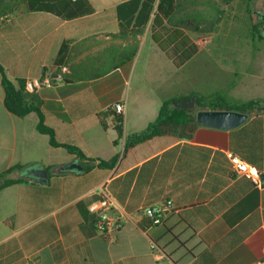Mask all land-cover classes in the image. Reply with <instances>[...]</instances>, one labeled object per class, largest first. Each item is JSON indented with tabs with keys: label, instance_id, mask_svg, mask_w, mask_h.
I'll return each mask as SVG.
<instances>
[{
	"label": "crops",
	"instance_id": "0c3cea01",
	"mask_svg": "<svg viewBox=\"0 0 264 264\" xmlns=\"http://www.w3.org/2000/svg\"><path fill=\"white\" fill-rule=\"evenodd\" d=\"M90 1L93 13L63 19L0 0V64L8 77L65 76L30 97L56 135L59 144H53L50 134L38 130V112L20 117L6 107L0 71V175L11 169L6 179H22L0 189V264H257L264 259V111L249 113L235 128L198 123L186 131L190 138L165 133L127 150L125 138L114 143V115L107 117L106 128L100 113L124 103L125 134L145 129L164 102L197 92L176 89L175 76L204 62L206 49L213 53L204 64L210 75L211 62L220 72L234 67L235 74H242L233 83L234 93L227 95L242 100L237 96L247 75L238 71L239 65L230 66L223 53L229 51L228 37L234 38L238 60L257 68L249 76L260 87L264 39L234 27L239 4L221 7L235 14L232 26L206 34L165 21L170 30L160 41L168 49L184 39L181 50L200 47L179 65L154 39L153 21L137 37L121 32L117 6L126 0ZM182 1L173 21L214 12L209 3ZM175 29L182 33L166 43ZM63 144L79 147L87 158ZM118 153L113 166L99 165V159ZM230 154L259 169L263 183L237 173ZM38 168L48 171L45 182L34 174ZM104 184L123 216L109 237L98 230V217L89 209ZM165 199H172L176 210L165 223L153 224L144 209Z\"/></svg>",
	"mask_w": 264,
	"mask_h": 264
},
{
	"label": "trees",
	"instance_id": "16d2710c",
	"mask_svg": "<svg viewBox=\"0 0 264 264\" xmlns=\"http://www.w3.org/2000/svg\"><path fill=\"white\" fill-rule=\"evenodd\" d=\"M182 0H126L117 6V15L120 22V30L122 33H133L137 37L138 34L144 32L146 27L153 21V37L159 42L163 35L167 34L170 28L165 25L168 21L174 27L187 28L191 31H196L201 34L209 33L220 27L224 20L226 10L222 9V5L230 4L234 0H197L201 4L209 3L214 9L213 13L198 15L197 17H186L184 19L173 21L174 16L180 10ZM247 5V9L252 12L251 3L254 0H241ZM16 6H26L33 11H46L62 17L63 19H74L81 16L91 14L95 8L90 0H15ZM264 21L254 22L251 27L256 31L257 36L264 39ZM157 27L161 28L160 32H155ZM180 29H175L173 35L168 36L166 43L172 42L173 39L181 34ZM255 33V34H256ZM135 37V38H136ZM187 40H183L180 44H175L172 49H168L165 42L160 41V46L166 49L167 54L175 60L179 65L184 64L199 50L198 44H192L188 50H181ZM135 49V48H134ZM181 51V53H180ZM180 53V54H179ZM135 50L131 57L134 58ZM0 71L3 74V84L6 91L5 104L6 107L14 114L25 117L31 112H38L41 116V121L38 123V130L43 133L51 135L53 144H59L56 135L52 128L48 127L43 120V113L36 101H31L34 93L26 90V79L17 81L11 80L5 68L0 64ZM196 93H192L190 96ZM180 97L178 99H182ZM202 109H231L247 113H254L264 111V99L253 98L248 100L230 99L225 94L215 93L211 95L197 94L196 106L192 109L176 107L172 100L164 102L160 114L156 120L151 122L145 129L125 134V116L124 113L118 112L116 108H109L100 113L101 121L107 128V117L114 115L115 128L118 132V138L114 143L118 145L122 139L125 138L124 150L135 146L136 144L153 138L157 135L165 133H174L178 136L186 131H192L198 124L197 112ZM71 153L77 154L81 159H86L85 153L77 146L71 144H63ZM120 153L109 160L99 159L100 166H113ZM11 170V169H10ZM5 171L0 175L4 178V182L0 185V189L10 184L22 181V179H6L7 173Z\"/></svg>",
	"mask_w": 264,
	"mask_h": 264
},
{
	"label": "rangeland",
	"instance_id": "374dc122",
	"mask_svg": "<svg viewBox=\"0 0 264 264\" xmlns=\"http://www.w3.org/2000/svg\"><path fill=\"white\" fill-rule=\"evenodd\" d=\"M233 3L235 6L236 4H239V8L237 9L238 14L236 18V23L235 26L236 28L244 31H249L251 33H256V31L251 27V25L254 22L258 21H264V0H254L251 4V9L252 12H250L246 7L247 5L245 2H242L241 0H234L230 2V4ZM241 6V7H240ZM245 9V10H244ZM235 14H233V11L229 9L227 13H225L224 20L221 22L220 27H230L232 24H230L231 19H234ZM264 28V25H263ZM206 34V33H205ZM257 34V33H256ZM255 34V35H256ZM230 42L227 45V48L229 51L223 52L226 53V56L228 58V62L231 65L237 64L239 67H237L238 71L240 73L246 72V77H247V83L244 84L243 87L240 88L239 93H238V98H241L242 100H248L251 98H262L264 99V77L260 79V82L263 83L262 86H258L257 81H254L253 83L250 79L251 76L250 73L256 72L257 68L254 67V65H249L244 61H239L238 56H239V50L235 49L231 43V41L234 39L232 36L228 37ZM209 47V46H208ZM233 47V48H232ZM257 49V45L252 48V51H255ZM215 53L219 54L221 50H213ZM249 52V51H248ZM213 54L210 50L206 49L203 54L201 59H208L209 55ZM205 60L204 62L202 61L198 65L191 64L192 66L187 67L182 69L179 75L175 76L176 79V89L179 90H187V89H193L197 90L196 93L199 94H206V95H211L215 93H221L225 94L226 96L230 93H234V84L242 79H239V76L242 74H235L233 72L234 67L230 69V71H222L220 72V69H215L216 64L212 63L210 66L212 67L211 70L214 71L212 75L208 73V69L205 67ZM244 66V67H243ZM200 67V68H199ZM236 70V69H235ZM216 73V74H215ZM256 77V78H255ZM261 77V76H260ZM244 78V77H242ZM256 80L257 76H253L252 80ZM181 83V84H180ZM230 97V96H229ZM180 97H177L178 99ZM185 98V97H183ZM240 100V99H239ZM140 102H137L136 107L134 108V115H139L141 110H137L140 108Z\"/></svg>",
	"mask_w": 264,
	"mask_h": 264
},
{
	"label": "built area",
	"instance_id": "2783aa9c",
	"mask_svg": "<svg viewBox=\"0 0 264 264\" xmlns=\"http://www.w3.org/2000/svg\"><path fill=\"white\" fill-rule=\"evenodd\" d=\"M65 78L63 73H58L52 77H35L26 80L25 88L28 92L34 93L44 85L52 86L57 81H63ZM115 108L118 112L124 113L126 105L124 103H117ZM230 160L237 173H245L252 177L254 181L261 185L263 183L262 173L255 166L248 164L238 155L230 154ZM101 197L93 201L89 209L98 217L97 225L98 230L105 236H111L117 231L122 224L123 216L117 213V203L113 196L109 193L106 185L99 187ZM176 210V206L172 199H165L158 204L148 206L144 209L146 216L152 221L153 224H163L166 218ZM156 247V244H153ZM257 264H264V259L260 260Z\"/></svg>",
	"mask_w": 264,
	"mask_h": 264
},
{
	"label": "water",
	"instance_id": "95a60500",
	"mask_svg": "<svg viewBox=\"0 0 264 264\" xmlns=\"http://www.w3.org/2000/svg\"><path fill=\"white\" fill-rule=\"evenodd\" d=\"M197 95L194 94L190 97L173 100V104L180 108L192 109L196 106ZM249 118V113L231 109H202L197 112V122L214 128L219 129H231L235 128ZM183 136L190 138L192 136L189 132H184ZM73 166L82 168L80 164L75 162ZM34 174L40 179L41 182H45L48 177V171L44 168H38L33 170Z\"/></svg>",
	"mask_w": 264,
	"mask_h": 264
}]
</instances>
